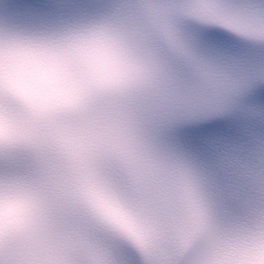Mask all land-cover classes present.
<instances>
[{"label":"clouds","instance_id":"clouds-1","mask_svg":"<svg viewBox=\"0 0 264 264\" xmlns=\"http://www.w3.org/2000/svg\"><path fill=\"white\" fill-rule=\"evenodd\" d=\"M0 264H264V0H0Z\"/></svg>","mask_w":264,"mask_h":264}]
</instances>
